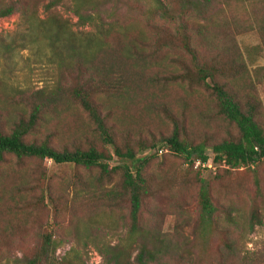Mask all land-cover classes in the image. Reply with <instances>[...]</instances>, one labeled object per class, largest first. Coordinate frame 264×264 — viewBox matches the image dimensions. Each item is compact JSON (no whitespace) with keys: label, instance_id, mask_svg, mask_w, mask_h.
<instances>
[{"label":"trees","instance_id":"obj_1","mask_svg":"<svg viewBox=\"0 0 264 264\" xmlns=\"http://www.w3.org/2000/svg\"><path fill=\"white\" fill-rule=\"evenodd\" d=\"M212 1L151 0L144 7L142 0H48L42 5L48 14L41 18L36 0H0V18L13 13L20 15L26 27L22 38L24 48L48 57L55 65L50 84L29 93L15 89L18 98L8 97V100H20L26 109L15 117L7 131L0 119V165L7 161V156H12L18 165L25 159H47L56 164H73L88 172L96 168V176L91 182H80L82 188L75 193L74 201L64 203L63 208L71 216L74 228L82 222L89 226L96 215L111 217L116 208L126 210V231L114 243L99 234L92 236L104 264H162L179 250L177 242H167L160 237L156 226L150 227L143 221L144 203L155 192L152 178L142 170L145 161L139 159L135 168L125 164L110 166L108 161L112 155L107 152L108 146L114 156L134 160L138 152L164 143L186 161H198L200 165L209 160V150L214 165L229 169L264 159L261 102L255 90L242 83L243 61L234 46L215 43L217 36L211 24L197 25L187 19L199 14L207 19L210 10L212 16ZM64 4L77 16L80 25H91L92 29L75 32L66 19L52 12L54 7ZM123 8L131 15L143 17L151 33L147 35L129 22H121L117 13ZM156 16L173 22L174 29L151 22ZM261 22L258 32L264 50V21ZM164 48L181 49L188 59L169 58L176 70L161 73L159 51ZM155 83L183 84L191 94L204 93L212 104L213 117L232 124L237 130L236 136L229 135L213 143H207L206 139L192 141L185 134V123L167 106H160L159 111L172 123V131L161 134L158 139L152 132L148 133L149 138L140 135L134 139L123 124L121 127L110 121L113 115L109 103L134 104L142 100L148 103L151 99L148 86ZM188 102V99L184 101ZM71 107H79L86 114L101 144L90 141L56 147L50 141L51 135L41 140L31 136L42 126L64 116ZM40 168L37 164L31 172L35 185L42 173ZM195 182L198 216L194 232L198 240L205 249L211 237L217 235L224 248L233 253L237 244L233 229L238 227L233 208L214 199L208 182L199 173L195 175ZM24 198L18 191L6 211L14 216L22 214L36 226L45 206L43 197H34L31 201ZM2 199L0 196V206ZM261 204L264 205V195L254 197L247 223L250 230L262 222L258 213ZM20 223L10 229H0V240L5 238L4 248L28 234L26 222L20 220ZM55 246L52 235L41 233L28 254L13 258L0 256V264H84L77 263L80 257L75 247L55 257Z\"/></svg>","mask_w":264,"mask_h":264},{"label":"rangeland","instance_id":"obj_2","mask_svg":"<svg viewBox=\"0 0 264 264\" xmlns=\"http://www.w3.org/2000/svg\"><path fill=\"white\" fill-rule=\"evenodd\" d=\"M36 1L38 15L41 18L46 17L48 12L43 10L42 5L48 0ZM149 1L151 0H142V6L145 7ZM168 5L174 7L173 3ZM211 9L212 16L210 10L207 19L199 14L188 17V22L197 25L211 24V30L217 36L215 43L234 46L245 67L242 83L255 90L264 117V50L258 32V25L262 24L261 20L264 21V0H213ZM52 12L66 19L75 32L92 29L91 25H80L77 16L65 4L54 7ZM117 16L121 22H129L135 29L145 31L147 35L151 33V29L148 30V26H145L143 17L131 15L130 12H125V8ZM150 21L174 29L173 22L157 16ZM25 33L26 27L18 13L0 18V119L6 131L15 117L26 109L20 100H8L12 95L18 98L14 90L20 89L29 93L53 80L54 62L32 49L24 48L25 42L22 38ZM172 57L188 59L181 49L160 50L161 73L176 70L169 61ZM148 87L151 89L149 102L153 104L144 100L134 104L109 103L113 115L110 121L121 127L123 124V128L134 139L140 135L149 138L150 132L156 139L161 134L171 133L172 123L159 111L160 106L171 108L185 123V134L192 141L206 139L207 143H213L229 135L236 136L237 130L232 124L213 117L212 104L204 93L191 94L185 85L174 83H155ZM187 99L189 102L185 104ZM47 135H51L50 141L56 147L97 142L93 126L79 107H71L64 116L42 126L31 136L41 140ZM107 152L112 155L108 161L110 166L125 164L135 168L139 159L145 161L142 170L152 178L155 192L144 203L143 221L150 227L156 226L161 238L167 242H177L179 246V250L171 252L170 257L162 264H264L263 204L258 208L261 224H255L251 230L247 225L254 197L264 195V159L253 165L229 169L224 165H214L209 150V160L200 165L198 161H186L185 157L171 151L164 143H157L154 148L138 152L134 160L114 156L109 146ZM37 164L41 166L42 173L35 185L31 172ZM223 169L229 171L224 172ZM96 173V168L88 172L73 164H56L47 159H25L18 165L15 157L7 156V161L0 165V196L4 198L0 206V229H10L21 224L20 220H23L28 227V234L16 239L8 248H4L2 244L5 238L0 240V256L13 258L28 254L36 244L38 235L48 233L56 244L55 257H61L73 246L80 257L77 263L82 261L84 264H104L92 236L99 234L114 243L126 231V210L116 208L111 217L102 218L96 215L89 226L82 222L74 228L71 216L63 208L64 203L74 201L75 193L82 188L80 182H91ZM197 173L208 182L217 202L233 208L232 215L238 221L237 229L232 228L233 238L237 241L233 253L224 248L217 235L212 236L203 249L194 232L198 216V185L195 182ZM18 191L28 201L34 197H43L45 206L40 211L36 226L27 222L22 214L15 217L6 211L7 205L16 198ZM77 211L82 214L81 210ZM223 216L221 214V218Z\"/></svg>","mask_w":264,"mask_h":264}]
</instances>
